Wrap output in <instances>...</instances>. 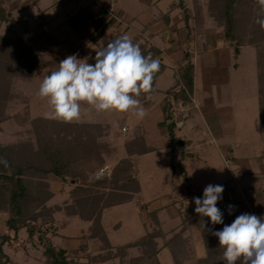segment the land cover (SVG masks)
<instances>
[{
  "label": "trees",
  "instance_id": "1",
  "mask_svg": "<svg viewBox=\"0 0 264 264\" xmlns=\"http://www.w3.org/2000/svg\"><path fill=\"white\" fill-rule=\"evenodd\" d=\"M86 1L89 3L86 6L88 15L95 13L92 8H98L97 13L103 15L99 22H93L99 31L98 37H101L114 22L110 13L112 0ZM203 2L212 28L224 36L237 55L244 47L255 50L259 116L264 133V31L256 23L258 17H264L260 16L257 0ZM179 5L183 7L184 0ZM17 8L16 0H0V23L10 31L19 22ZM246 8L254 9L246 15ZM189 18L186 15L183 19L187 37L191 34ZM259 36H263L260 41ZM132 40L140 46L142 54L147 56L150 53L160 62L151 98L146 99L142 95L139 99L147 111L156 99L162 96L169 98L163 105L165 120L161 126L168 127L175 150L182 141L174 134V105L179 101H192L194 64L189 60V53L184 51L173 85L161 90L158 82L168 69L162 57L163 51L156 43L147 42L145 33L136 35ZM95 55H86L85 62L94 64ZM61 57L43 52L36 40L26 43L20 36L0 33V135L5 132L3 124L7 123L12 130V137H0V160L7 161V166L0 163V217L4 218L5 228L0 233V264L10 263V256L4 247L12 246L13 238L24 231L26 244L43 248L40 252L45 264H162L159 256L164 249L170 252L174 264H225L222 260L224 249L220 247L218 238L212 235L213 231L223 229L222 224L213 225L210 218L201 217L190 205L178 210L182 222L171 231L170 236L162 230L161 209L148 210V204L143 205L149 211L145 223L154 224L157 228L148 230L133 242L112 246L103 224L104 212L131 202L141 192L140 183L132 177L134 158L154 149L146 143L145 130L140 121L131 127L123 148L118 146L111 137L115 132L114 123L110 121L112 112L104 111L96 115L87 104L83 115L94 114V122L84 117L71 123L41 116L31 118L33 96L23 88V84L50 75L57 70ZM128 120V113L119 116L122 129L128 125ZM121 150H124L125 156L118 160L111 177L94 180L96 173L108 161L117 159ZM51 177L70 185L68 199L62 204H51L56 196ZM220 185L224 191L217 207L223 214L224 226L230 225L237 216L248 213L250 204L259 203L264 193L260 191L249 197L246 196L248 187L233 191L226 183ZM203 191L192 193L193 198H202ZM229 205L234 206L231 211ZM59 213L66 221L78 218L90 223L77 247L53 242L51 237L57 235L55 225ZM198 239L202 241V248L195 244ZM92 244L97 245L96 252L89 251ZM134 248L139 254L126 261Z\"/></svg>",
  "mask_w": 264,
  "mask_h": 264
},
{
  "label": "rangeland",
  "instance_id": "2",
  "mask_svg": "<svg viewBox=\"0 0 264 264\" xmlns=\"http://www.w3.org/2000/svg\"><path fill=\"white\" fill-rule=\"evenodd\" d=\"M188 1L193 6V9L197 11V18L203 20L199 23L201 27H198L201 31H197L196 33V40L201 43L205 34L211 31L213 26L207 17L204 0ZM16 2L18 6V11H16L19 18L18 24L10 31L5 24L0 23V33L20 36L26 43L34 42V40L39 38L40 42H37L39 48L43 50V52H51L53 55L61 54L59 55L63 57H61V60L69 55L78 54L77 58L85 61L87 56L96 53L95 49L104 47L108 42L124 34L129 35L133 39L137 34L142 32L145 26H148V24L154 20L160 19L165 15L173 17L180 9L183 10L180 12V17L182 19H184L186 15L189 16L188 4H184L180 9L177 6L181 0H112L110 13L114 17V22L107 28L101 37H98L99 31L96 32V25L90 23V19L95 17L99 9L92 8L95 13L87 15L85 18L83 16L82 18L80 10L85 7V5L89 4L85 0H37L35 2L34 0H16ZM37 2L39 3L37 4ZM174 5H176V7L172 10ZM39 9L47 11L42 13L39 12ZM71 9L73 10L70 11ZM251 9L253 10L254 8H246V15H249ZM196 16L191 18L195 20ZM82 26H84V29H82ZM217 32L218 30L213 29L209 37L215 39ZM262 38L263 36H259V41L262 40ZM146 40L147 42L154 43L152 37H148ZM199 47H202V44H200ZM232 49L231 53H234V49ZM237 57H240V61H237ZM254 59L255 50L252 47L240 49L238 55L235 53L232 65V83L229 88H225L223 92L229 100L232 98L234 101V108L237 109L235 112L237 126L240 113L242 112L243 115H245L244 126L247 125V133L249 135L247 136L245 129L243 131L237 129V141L244 144L246 140H252L251 135H253V133L256 136L253 145H248L246 148L242 146L243 148H238L239 150L234 146L232 148L236 154L230 156L233 167L226 182L231 189L236 184L241 185L243 189L254 173L258 175L256 172L259 171L255 170H259V167L264 165V162L261 160V158H263L264 161V144L261 142L262 130L258 106V73ZM58 67H56V69H58ZM173 73L174 70L172 68L165 71L160 83H158V87L161 89L166 88L168 82L172 79ZM44 78L45 77L35 79L33 82L23 84V88L33 96L30 107L31 118L40 116L46 118L45 113L50 111L47 99H40L37 96L39 86ZM89 109H93L96 115H100V112H97L91 106H89ZM84 111H86V103L81 104V117L79 120L84 117ZM127 113L129 115V120L128 125H126V127H128L126 132L123 131L122 124L119 121V116H124V113L112 111L110 118V121L114 123L113 127L115 130L111 137L114 138L115 143L121 148H123L128 138V133L133 126V118H136L131 112ZM84 118L92 122L96 120L94 114H89ZM190 123V119H188L186 123L187 126L183 129L184 131L187 130L186 128ZM2 127L4 129L3 132H5L1 134L0 137L4 139L12 137L11 127L9 129L7 123L3 124ZM249 136L250 138H248ZM244 148H250V150H245ZM124 156L125 152L121 150L117 159L108 161L106 165L101 168V170L106 169L105 171L107 174L97 177L100 170L93 179L110 178L118 160ZM167 156L166 151H161L158 154H148L134 158V169L137 171L138 169L145 170V174L141 173L137 175V181L141 183L145 189L136 195L131 202L105 210L103 224L113 247L133 242L145 235L148 230L154 227L157 228L154 224L145 223L149 211H147V208L138 205L139 199H144L147 202L148 210L157 209L158 207L156 206L161 208L160 212H162L163 217V219L160 218V220H162L161 227L162 230L170 236L171 231L179 227L182 222V217L176 211V209L180 207L179 205H190L195 209L196 205L192 201V193L198 194L196 190L198 187L204 188L210 183L213 184L216 182L212 180V178H209V176H205L209 174L207 169L204 171L202 177L201 175H195L193 176L195 177L194 180L185 182V170L182 171V169H178L177 167L174 168L169 166V159H167ZM133 172L132 177L135 178V172ZM191 175L192 173H190V176ZM262 176L260 178L258 177V180L264 183V178ZM145 179H147L146 183ZM50 180L56 193L51 204H62L68 199L70 185L69 183H63L56 177H51ZM147 188L149 190H147ZM252 193L249 191L248 194L245 195L253 197V195H251ZM164 195L166 198H164ZM168 195H170V200ZM185 198L188 199L190 203H188ZM153 201H158L159 204L152 206L153 208L149 207V204ZM250 207L251 210L248 214L264 217V193L262 194L260 202L250 204ZM144 212H146V215H144ZM56 217L58 220L55 225L57 235L55 234L54 237H51L53 242L58 245L64 244L70 248L77 247L82 236L86 233L89 223L78 218H71V220L66 221L61 213L57 214ZM222 227H224V224H222ZM4 230V218L0 217V233ZM44 237L47 238L48 236L44 235ZM26 238V232L24 231L19 237L13 238L12 246L9 248L6 246L4 247L11 259L9 264H45L41 258L40 252L43 248L40 245L35 246V248L31 244H26L24 241ZM195 244L198 248H202V241L200 239L196 240ZM89 251L96 252L97 245L92 244ZM201 252L203 251L201 250ZM138 254L139 251L137 249L134 248L130 250V254L126 261H129L130 257ZM159 258L162 264H174L170 252L167 249L161 252Z\"/></svg>",
  "mask_w": 264,
  "mask_h": 264
},
{
  "label": "crops",
  "instance_id": "3",
  "mask_svg": "<svg viewBox=\"0 0 264 264\" xmlns=\"http://www.w3.org/2000/svg\"><path fill=\"white\" fill-rule=\"evenodd\" d=\"M35 1L37 0H34V2ZM38 3L39 2H37V4ZM184 4H188V14L190 17L188 23L191 34L189 37L186 36V31L183 30L184 20L180 17V12L183 10L180 9V5H177L180 11L173 17L165 15L160 19L154 20L148 24V26H145L142 32H140L145 33L146 39L148 37L153 38L154 43L163 51L162 57L168 65L167 70L170 68L174 70L171 81L168 82L166 88L161 89L159 87L161 90H166L173 85L184 51L189 53V60L194 64V93L191 97L192 101L190 103H182L179 101L174 105L175 116L173 121H176L174 134L177 139L182 141V144H179L174 150V144L168 127L161 126L165 120L162 105L169 100L166 96L156 99L152 107L146 111L147 115L143 119L136 120V118H133V125L138 121L143 124L146 143L154 149L152 152L145 155L158 154L161 151H166L168 155L167 159H169V166L174 168L177 167L178 169H182L183 167L182 171L185 170V182L194 180L195 177L193 176L195 175H201L202 177L204 171L207 169L209 174L205 176H209V178L216 181L210 184L220 185L226 183L231 174L233 165L230 156L236 154L232 149L233 146L237 149H241L243 147L246 148L248 145H253L256 136L253 133V135H251L252 140L248 139L249 141L246 140L244 144L237 141V129L241 131L245 129L247 133V125L244 126L245 115H243L242 112L240 113L237 126L235 120V112L237 109L234 108V101L232 98L229 100V98L223 94L225 88H229L231 85L233 78L232 65L235 52L231 53L232 46L226 42L224 36L219 31L215 39L212 37L210 38L209 35H211L214 28H211V31L205 34L201 43L198 42L196 40V33L197 31H201L198 27H201L199 23L203 20L197 18V11L193 9V6L188 0H184ZM87 5L80 10L82 18L88 15L86 13ZM174 7H176V5L172 7V10ZM72 10L73 9L70 11ZM16 11H18V8ZM46 11L47 10L39 9V12L42 13ZM193 16H196L195 20L191 18ZM83 27L84 26H82V29H84ZM176 28L179 30L175 31ZM96 32L98 31L96 30ZM36 41L40 42V39L38 38ZM200 44H202V47H199ZM237 61H240V57H237ZM160 80L158 83H160ZM182 116H185V119ZM188 119H190L191 123L186 128L187 130L184 131L183 129L187 126L186 123ZM261 133V142L264 144V133ZM248 135L247 133V136ZM248 138H250V136ZM245 150H250V148ZM261 160L264 162L263 158H261ZM180 165H182V167H180ZM133 170L135 172H133L135 174V179L137 180V175L141 173L145 174V170L143 169H138L137 171L133 168ZM255 171H259L256 172L258 175L254 173L253 176L249 178L250 181L245 185L251 193L254 192L251 194L253 196L260 191H264V183L258 180V177L260 178L262 175L264 178V165H261L259 170ZM190 173H192L191 176ZM146 182L147 179H145V183ZM140 187L142 192L145 187L142 186L141 183ZM204 188L198 187L196 190L199 192L204 190ZM147 190L149 189L147 188ZM164 198H166L165 195ZM168 198L170 200V195H168ZM186 201L190 203L188 199H186ZM145 204H147V202L144 199L138 200V205L141 207ZM158 204V201H153L149 204V207ZM179 206L180 207L176 209L177 212L180 208L185 207V205ZM156 207L159 208V206ZM62 217L64 218L63 214ZM160 218L163 219L162 212ZM84 236L85 233L82 237Z\"/></svg>",
  "mask_w": 264,
  "mask_h": 264
},
{
  "label": "clouds",
  "instance_id": "4",
  "mask_svg": "<svg viewBox=\"0 0 264 264\" xmlns=\"http://www.w3.org/2000/svg\"><path fill=\"white\" fill-rule=\"evenodd\" d=\"M260 16L264 17V0H257ZM256 23L264 31V18ZM95 63L90 64L69 55L59 63L57 70L46 76L39 86L37 96L47 99L50 111L47 119L71 123L81 117V104L97 112H131L143 119L146 109L139 97L151 98L154 77L160 71V62L149 53L142 54L140 46L124 34L95 49ZM7 166L6 160H0ZM222 185L209 184L202 198H193L195 212L208 217L213 225L223 224V214L217 207L222 199ZM229 210L234 207L229 205ZM212 235L224 249L225 264H264V217L244 213Z\"/></svg>",
  "mask_w": 264,
  "mask_h": 264
},
{
  "label": "built area",
  "instance_id": "5",
  "mask_svg": "<svg viewBox=\"0 0 264 264\" xmlns=\"http://www.w3.org/2000/svg\"><path fill=\"white\" fill-rule=\"evenodd\" d=\"M100 19H103V15L101 14H96L94 18L90 19V23H93L94 21L99 22ZM127 127L123 128V131H127ZM106 170V169H105ZM105 170H101L98 174L97 177H101L104 176L105 174H107V172ZM109 173V172H108ZM110 174V173H109ZM232 190H238V191H242V186L239 184H236L235 186H233ZM230 199L232 198V193H230L229 195ZM251 208V207H250Z\"/></svg>",
  "mask_w": 264,
  "mask_h": 264
}]
</instances>
